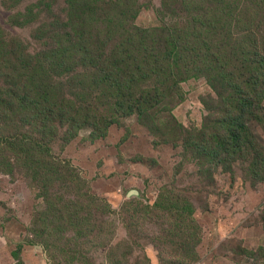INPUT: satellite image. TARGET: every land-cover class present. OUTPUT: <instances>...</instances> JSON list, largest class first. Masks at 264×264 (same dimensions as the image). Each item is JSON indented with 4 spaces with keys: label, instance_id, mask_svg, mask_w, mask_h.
<instances>
[{
    "label": "trees",
    "instance_id": "obj_1",
    "mask_svg": "<svg viewBox=\"0 0 264 264\" xmlns=\"http://www.w3.org/2000/svg\"><path fill=\"white\" fill-rule=\"evenodd\" d=\"M141 4L65 0V18L51 17L37 27L51 43L35 53L0 28V166L12 170L20 157L32 179L42 182L41 217L62 220V231L87 229L84 236L99 226L102 235L105 224L114 222L101 217L118 210L92 191L70 159L55 153L54 144L61 140L64 149L85 128L104 137L131 115L153 127L156 113H170V101L183 99L181 83L189 79L204 78L214 93L201 99L208 108L205 121L199 128L176 122L164 142L177 127L174 144L202 160L198 170L207 178V166L230 172L240 160L247 163L243 170L264 180V0H162L156 9L160 24L148 28L133 23ZM47 6L45 0L35 4L39 16ZM28 12L32 22L34 9ZM88 18L99 27L94 30ZM10 123L14 134H4ZM133 210L174 218L169 229L162 227L160 241L177 244V237L186 250L193 241L195 252L199 226L185 190L163 185L151 205ZM21 248L15 257L25 264Z\"/></svg>",
    "mask_w": 264,
    "mask_h": 264
},
{
    "label": "rangeland",
    "instance_id": "obj_2",
    "mask_svg": "<svg viewBox=\"0 0 264 264\" xmlns=\"http://www.w3.org/2000/svg\"><path fill=\"white\" fill-rule=\"evenodd\" d=\"M38 1L0 0L2 32L25 41L26 50L32 53L51 43L45 33L37 34V27L51 17L66 16L65 0H45L48 12L40 16L35 9ZM143 2L133 23L139 28L158 26L156 9L162 0ZM28 9L35 12L32 22L25 16ZM91 21L94 30L99 27ZM181 87L183 99L170 101V113H156L153 127L131 115L120 118L104 137L85 128L64 149L63 141L54 144L55 153L70 159L92 191L118 210L101 217L114 222L105 224L102 235L99 226L81 236L87 229L62 231V220L51 223L41 217L46 207L42 182L32 179L20 157L11 162L12 170L0 166V264H19L15 257L19 247L25 264H264V180L243 170L247 163L240 160L232 163L230 172L207 166L212 167V177L207 178L198 170L202 160L189 153L185 156L181 146L174 144L180 138L177 127L164 142L169 137L164 133L176 122L199 128L208 113L201 99L214 95L204 78L189 79ZM11 123L4 125V134H14ZM258 131L263 135L261 128ZM163 185H173L191 196L200 239L194 253L193 241L190 250L181 249L177 237V244L160 241L162 227L169 229L166 223L174 218L161 211L159 217L134 213L136 204L151 205ZM130 190L137 193L128 194ZM49 228L56 231L45 235Z\"/></svg>",
    "mask_w": 264,
    "mask_h": 264
},
{
    "label": "water",
    "instance_id": "obj_3",
    "mask_svg": "<svg viewBox=\"0 0 264 264\" xmlns=\"http://www.w3.org/2000/svg\"><path fill=\"white\" fill-rule=\"evenodd\" d=\"M137 192H136V190H130L129 192H128V194H136Z\"/></svg>",
    "mask_w": 264,
    "mask_h": 264
}]
</instances>
